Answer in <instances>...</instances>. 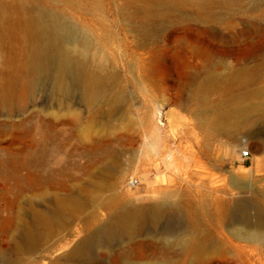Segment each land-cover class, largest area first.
<instances>
[{
	"label": "rangeland",
	"instance_id": "374dc122",
	"mask_svg": "<svg viewBox=\"0 0 264 264\" xmlns=\"http://www.w3.org/2000/svg\"><path fill=\"white\" fill-rule=\"evenodd\" d=\"M46 13L86 44L87 92L31 69ZM233 104L264 107V0H0V264H68L107 222L92 264H264V149L222 131ZM160 196L156 225L116 226Z\"/></svg>",
	"mask_w": 264,
	"mask_h": 264
},
{
	"label": "bare ground",
	"instance_id": "6f19581e",
	"mask_svg": "<svg viewBox=\"0 0 264 264\" xmlns=\"http://www.w3.org/2000/svg\"><path fill=\"white\" fill-rule=\"evenodd\" d=\"M41 15L43 17L40 27L46 32V36L29 53L31 69L34 71L51 70L54 76L53 88L56 92L69 94L71 86L69 82L78 84L83 92H87L95 84L97 77L90 75L86 70L85 61L82 57L83 52L87 49L86 44H83L79 49L64 46V36L70 35L66 26L54 13ZM65 77L69 81L67 80L66 82ZM257 111V113L251 114L248 108H242L233 104L218 116L222 120V131L233 134L239 127H244L250 135L258 137L260 147L264 149V132H260V130L255 128L259 122L264 121V107L259 108ZM232 139L237 141L236 136H233ZM244 150L242 149V152ZM166 210L167 204L165 198L160 196L153 198L150 202L145 203V205L137 203L129 209L123 208L113 221L116 226H128L133 221H139V223L145 226L156 225ZM64 211L65 208L63 206L59 207L58 212L64 213ZM34 220L38 226L43 228H46L50 222L48 216L41 214H36ZM112 223L98 224L89 230L66 254L69 260L68 264H92L89 260V248L93 244L106 242L105 240L114 231L112 229L114 224ZM255 223L257 225H264V218H258ZM23 237L28 245H32L33 237L30 232L25 231ZM49 264L58 263L51 261Z\"/></svg>",
	"mask_w": 264,
	"mask_h": 264
},
{
	"label": "built area",
	"instance_id": "2783aa9c",
	"mask_svg": "<svg viewBox=\"0 0 264 264\" xmlns=\"http://www.w3.org/2000/svg\"><path fill=\"white\" fill-rule=\"evenodd\" d=\"M249 155V150H244L242 153H241V156L242 157H247ZM136 180L134 179L131 183L134 184Z\"/></svg>",
	"mask_w": 264,
	"mask_h": 264
}]
</instances>
